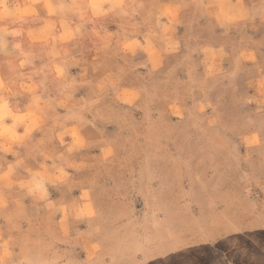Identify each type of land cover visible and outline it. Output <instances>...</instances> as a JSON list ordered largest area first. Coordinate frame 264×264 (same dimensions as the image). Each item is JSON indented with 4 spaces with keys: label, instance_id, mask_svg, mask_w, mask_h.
<instances>
[{
    "label": "rangeland",
    "instance_id": "rangeland-1",
    "mask_svg": "<svg viewBox=\"0 0 264 264\" xmlns=\"http://www.w3.org/2000/svg\"><path fill=\"white\" fill-rule=\"evenodd\" d=\"M31 2L35 14L10 29L12 50L43 49L44 65L37 72L35 58L18 59L11 90L0 82V91L43 107L55 100L62 119L77 111L60 137L78 161L55 179L46 165L34 181L48 199L91 158L93 192L75 213L39 222L0 213V227L24 231L7 241L0 233V264H264V83L244 106L227 72L245 69L228 46L242 48L255 11L229 0ZM229 23L234 35L220 36ZM94 110L105 113L100 124L89 122ZM8 116H27L0 106V136L13 138ZM88 147L97 153L84 155Z\"/></svg>",
    "mask_w": 264,
    "mask_h": 264
},
{
    "label": "crops",
    "instance_id": "crops-1",
    "mask_svg": "<svg viewBox=\"0 0 264 264\" xmlns=\"http://www.w3.org/2000/svg\"><path fill=\"white\" fill-rule=\"evenodd\" d=\"M170 3L172 2L170 1ZM229 3L234 10L242 8L251 10L252 12L255 11V13H252L253 17L243 24L246 27L245 32L239 34L244 37L242 48L239 51H232V45L228 46L230 51L229 56L241 58L240 65L245 67L244 71L242 69L239 70L240 72L235 74V76L231 75L235 72L232 66L228 67L227 72L233 79V81H230V84H234L236 90L243 89L245 91L244 97L240 98V100L241 103L244 100L243 104L246 106L248 99L253 97L254 83H264V0H229ZM258 11L260 12L257 13ZM155 22L156 19L152 21V23ZM42 24V21L35 22V25ZM233 25V23L227 24L228 30L222 29L221 25H219L216 32L220 36L227 32L229 37H232L234 35L231 32ZM11 36L0 34V82L5 88L8 87V90H11L12 87L9 77V74L14 72V70L12 71V67L17 69L16 72L20 71L18 59L30 62L31 58H35L36 71L39 72L42 65H44V57L46 56L45 51L39 48L32 50L31 54L27 53L28 51L26 53H14ZM214 47L216 50L222 49L221 46ZM246 58H255L257 60L255 63L244 62L243 59ZM254 64L256 66L254 67L255 74L253 75L251 71ZM197 74L198 82H203L204 79L202 78H205L204 71L198 70ZM36 83L39 87L40 82L37 81ZM205 87L203 85L200 89H205ZM39 101H42V99L36 97L13 98L9 93L0 91L1 107L5 109V106H7V111L9 110L12 115L27 116V119L20 124H14L10 116L2 122L6 128L11 131L14 130L16 134L13 138L6 134L0 136V203H4L0 205V213H9L12 216L26 220L34 217L37 222H39L41 214L62 213L65 207L70 213H75L74 206L81 207L86 203L82 199L83 192L85 190L90 191L91 194L93 192L91 158H86L79 169L67 172L72 175L69 183L52 185L54 188L58 186L57 190L53 189V198L46 199L43 192L39 191L40 186L34 180L38 181L39 176L45 174L46 165L51 178L55 179V177L70 168L68 165L72 161H78L79 159H75L69 151L71 141L63 140L60 137L62 131L61 123L65 128L76 126L75 117L77 116V111L69 110L67 114L68 119H62L61 115L56 113L58 102L50 100V105L43 107L44 105L40 104ZM90 111L92 113L93 109ZM93 115L97 117L93 118L94 120L90 119L89 122L95 121L100 124L102 121L101 117L105 113L101 115V110L98 112L94 110ZM90 134L87 133V136H84L88 139V135ZM103 146L105 145L103 144ZM86 153L84 155H93L97 151L88 147ZM46 154L51 156L52 164L45 161ZM48 201L52 202V209H48V205L46 204ZM6 224V227L10 225L7 221ZM14 225L13 230L0 227V233L4 235V241H7L9 233L17 232L21 234L24 232L21 225L16 223ZM0 246V250H3L4 247L1 242Z\"/></svg>",
    "mask_w": 264,
    "mask_h": 264
},
{
    "label": "clouds",
    "instance_id": "clouds-1",
    "mask_svg": "<svg viewBox=\"0 0 264 264\" xmlns=\"http://www.w3.org/2000/svg\"><path fill=\"white\" fill-rule=\"evenodd\" d=\"M31 0H0V32L5 35H16L11 30L13 25L22 22L26 17L34 15ZM7 111V106H5Z\"/></svg>",
    "mask_w": 264,
    "mask_h": 264
}]
</instances>
